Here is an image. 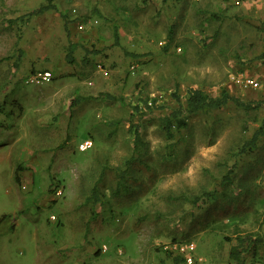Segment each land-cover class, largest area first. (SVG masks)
<instances>
[{
    "label": "rangeland",
    "instance_id": "rangeland-1",
    "mask_svg": "<svg viewBox=\"0 0 264 264\" xmlns=\"http://www.w3.org/2000/svg\"><path fill=\"white\" fill-rule=\"evenodd\" d=\"M236 1L0 0V264H171L177 243L194 244V264H235L248 236L260 241L239 247L241 264H264V135L240 151L264 118V0ZM72 10L99 25L67 35ZM39 71L52 80L27 82ZM197 87L253 108L229 102L165 131ZM152 99L134 114L135 153L132 106Z\"/></svg>",
    "mask_w": 264,
    "mask_h": 264
},
{
    "label": "trees",
    "instance_id": "trees-1",
    "mask_svg": "<svg viewBox=\"0 0 264 264\" xmlns=\"http://www.w3.org/2000/svg\"><path fill=\"white\" fill-rule=\"evenodd\" d=\"M53 6H51L50 4H43L41 6H39L37 9L33 10L30 15H40L43 12L49 10L50 8H52ZM71 12V11H70ZM68 16L70 17L71 15L68 14ZM67 16H64V18ZM93 19L99 20L96 17L93 16H84V15H76L75 18H72L70 21L66 20L64 21V27L65 30L67 31L69 29V23L73 22L77 24V22H87V21H93ZM99 24L93 25V26H98ZM92 27V26H91ZM260 31L263 35L264 38V23L260 26ZM68 35V31L66 32ZM113 38H114V43L117 44L118 40H119V35H118V31H117V27H114L113 30ZM170 45V40L167 41V43L163 46V49L166 51L168 49ZM78 44L76 42H68V47H67V57L68 60L70 62H72L73 58L72 55L75 52V50L77 49ZM88 52V51H87ZM97 52V51H95ZM124 53L128 56H132V57H139V56H144L146 54H134L128 51H124ZM262 56L264 57V52L262 53ZM154 100H144V106L139 107L138 105H134L132 106V109L134 110V112L131 113L130 115V127H129V131L132 134L133 137V151L136 153L138 152V150L140 149V147H143V140H142V136L141 133L139 131V125L134 122V114L138 113V114H143V110L145 111V108H152V102ZM150 102V104H149ZM229 102H233L236 106L242 107V108H253L251 106V103L248 102H244L242 100H240L239 98H236L234 96H232L226 89H222L219 93V95L217 96H212L210 94H208L205 90H203L202 88H188L187 89V93H186V98H185V102L183 104H179V106L172 110L171 112H169L168 114H166L165 116H163L161 118V125L162 127L165 129V131H167L168 133L172 132V130L174 128H181V127H185L187 125V122L185 120L186 116L192 115V114H196V113H200L203 111H207L210 109H218L220 107H223L225 105H227ZM73 104V103H72ZM143 109V110H142ZM264 135V118L260 124V126L253 132L252 136L242 145L241 150L240 151H246L247 149H252L253 147L256 146L258 140L260 139L261 136ZM91 149V148H90ZM133 157V155H132ZM119 175L121 176L122 174L119 173ZM16 180L19 179V175H18V170L16 172ZM58 185H54L53 187V192L55 190V187H57ZM118 187H123L124 188V184L122 182V177L120 178L119 182H118ZM126 188V186H125ZM2 219V218H1ZM256 241H260V239H255L252 240L251 237H247L246 238H239V242L238 245L233 246L230 251H229V256L230 258L235 262V264H241L242 263V257H241V250L239 249V247H243L244 245L247 246V248L252 247L255 248L256 245ZM176 253V252H175ZM174 252L171 253V264H180L182 262H185L184 260V256L177 252L175 254ZM165 264V263H162Z\"/></svg>",
    "mask_w": 264,
    "mask_h": 264
},
{
    "label": "built area",
    "instance_id": "built-area-1",
    "mask_svg": "<svg viewBox=\"0 0 264 264\" xmlns=\"http://www.w3.org/2000/svg\"><path fill=\"white\" fill-rule=\"evenodd\" d=\"M251 2H261L262 0H248ZM235 3V2H234ZM239 3V0L236 1V4ZM74 12V17H76V10H72ZM98 24V20L93 19V21H87V22H77V24L75 23L77 29L79 31H84V29L86 28V26H93ZM177 51L180 50L179 47L176 48ZM105 74L107 72H104ZM53 78V75L50 71H39L34 73L33 75H31L29 77V79L27 80V82H31V83H36V84H42V83H47L49 81H51ZM230 80L231 82L237 84L241 89H257L259 87V81L255 78H253L252 76H247L244 73H236V74H231L230 75ZM150 104V102H149ZM93 146V141L89 138L84 139L82 142H80L78 144V150L80 151H86L88 149H90ZM62 187V186H61ZM61 187H55L54 190V196H62L63 195V188ZM23 188H25V186H23ZM50 218L52 220L56 219L55 215H51ZM174 249L181 253L184 256V260L186 262V264H194V255H193V251L195 249V246L193 243H189V244H183V243H177L174 246ZM106 247L103 246L102 247V251H106Z\"/></svg>",
    "mask_w": 264,
    "mask_h": 264
},
{
    "label": "crops",
    "instance_id": "crops-1",
    "mask_svg": "<svg viewBox=\"0 0 264 264\" xmlns=\"http://www.w3.org/2000/svg\"><path fill=\"white\" fill-rule=\"evenodd\" d=\"M47 199H45V201H46Z\"/></svg>",
    "mask_w": 264,
    "mask_h": 264
}]
</instances>
